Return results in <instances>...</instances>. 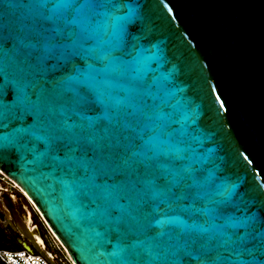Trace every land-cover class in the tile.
<instances>
[{"label": "water", "instance_id": "obj_1", "mask_svg": "<svg viewBox=\"0 0 264 264\" xmlns=\"http://www.w3.org/2000/svg\"><path fill=\"white\" fill-rule=\"evenodd\" d=\"M0 172L73 264H264V0H0Z\"/></svg>", "mask_w": 264, "mask_h": 264}, {"label": "rangeland", "instance_id": "obj_2", "mask_svg": "<svg viewBox=\"0 0 264 264\" xmlns=\"http://www.w3.org/2000/svg\"><path fill=\"white\" fill-rule=\"evenodd\" d=\"M2 195H12L14 197V210L23 220L31 216V223L37 226L40 236L44 242V254L52 255L57 264H73L67 252L57 240L51 229L48 227L40 212L35 205L25 196L17 185L0 172V201ZM0 231L4 235L3 243L7 250L3 251H22L26 250L32 254H41L26 238H24L15 228L13 218L6 215L0 207ZM17 246L21 247L18 250ZM2 252V251H0ZM42 255V254H41ZM1 260V258H0ZM2 261V260H1ZM3 262V261H2ZM4 263V262H3ZM5 264V263H4Z\"/></svg>", "mask_w": 264, "mask_h": 264}, {"label": "bare ground", "instance_id": "obj_3", "mask_svg": "<svg viewBox=\"0 0 264 264\" xmlns=\"http://www.w3.org/2000/svg\"><path fill=\"white\" fill-rule=\"evenodd\" d=\"M25 196L27 197L26 194ZM14 204V197L12 195H2V202L0 201V207L3 209L7 216L12 217L16 220L17 225L20 228L21 235L26 238L42 254V256H44L47 260H50V256L44 254L43 252L45 250L44 242L40 236L37 226L31 223V216L29 215V217H26L25 220L20 218L14 210Z\"/></svg>", "mask_w": 264, "mask_h": 264}, {"label": "built area", "instance_id": "obj_4", "mask_svg": "<svg viewBox=\"0 0 264 264\" xmlns=\"http://www.w3.org/2000/svg\"><path fill=\"white\" fill-rule=\"evenodd\" d=\"M50 260H47L41 254H32L26 250L22 251H2L0 258L5 264H57L55 258L50 255Z\"/></svg>", "mask_w": 264, "mask_h": 264}, {"label": "trees", "instance_id": "obj_5", "mask_svg": "<svg viewBox=\"0 0 264 264\" xmlns=\"http://www.w3.org/2000/svg\"><path fill=\"white\" fill-rule=\"evenodd\" d=\"M3 239H4V235H2V232L0 231V251L7 250L10 248V247H7L6 245H4ZM17 248H18V250H21L20 246H17ZM0 264H4V263L0 260Z\"/></svg>", "mask_w": 264, "mask_h": 264}]
</instances>
